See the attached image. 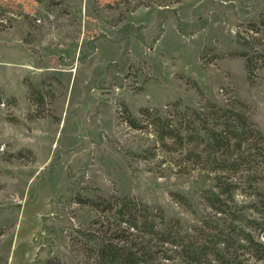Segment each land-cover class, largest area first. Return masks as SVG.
<instances>
[{
	"label": "rangeland",
	"instance_id": "rangeland-1",
	"mask_svg": "<svg viewBox=\"0 0 264 264\" xmlns=\"http://www.w3.org/2000/svg\"><path fill=\"white\" fill-rule=\"evenodd\" d=\"M263 11L264 0H0V264H92L78 229L101 224L99 197L199 224L214 172L156 144L141 109L176 118L241 100L264 133ZM255 168L239 200L264 194Z\"/></svg>",
	"mask_w": 264,
	"mask_h": 264
},
{
	"label": "trees",
	"instance_id": "trees-1",
	"mask_svg": "<svg viewBox=\"0 0 264 264\" xmlns=\"http://www.w3.org/2000/svg\"><path fill=\"white\" fill-rule=\"evenodd\" d=\"M236 104L221 107L204 100L198 108L185 106L176 118L141 109L154 126L156 144L181 149L184 162L210 165L214 189L202 192L205 216L189 230L133 196L89 200L102 217L93 222L101 224L78 232L86 237L92 264H257L264 259L258 237L264 231V194L255 188L237 197L245 181H254L255 164L264 162V133L249 119L245 103Z\"/></svg>",
	"mask_w": 264,
	"mask_h": 264
}]
</instances>
